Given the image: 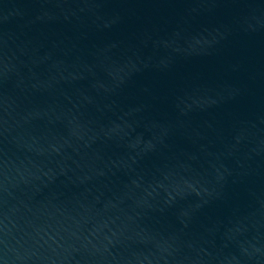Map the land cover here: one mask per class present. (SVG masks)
Instances as JSON below:
<instances>
[{
  "label": "water",
  "instance_id": "water-1",
  "mask_svg": "<svg viewBox=\"0 0 264 264\" xmlns=\"http://www.w3.org/2000/svg\"><path fill=\"white\" fill-rule=\"evenodd\" d=\"M0 264H264V0H0Z\"/></svg>",
  "mask_w": 264,
  "mask_h": 264
}]
</instances>
